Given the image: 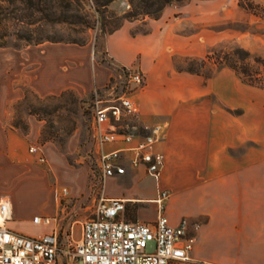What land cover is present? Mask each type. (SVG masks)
Returning <instances> with one entry per match:
<instances>
[{
    "label": "crops",
    "instance_id": "0c3cea01",
    "mask_svg": "<svg viewBox=\"0 0 264 264\" xmlns=\"http://www.w3.org/2000/svg\"><path fill=\"white\" fill-rule=\"evenodd\" d=\"M143 25L147 32H136ZM216 42L181 34L174 21L162 16L124 20L105 37L108 62L91 64L88 44L55 42L39 59L42 64L31 85L40 94L68 88L87 94L118 76L122 67L141 69L145 80L135 95L138 122L165 125V135L155 146L164 154L165 163L156 179L142 164L133 167L122 159L126 172L105 179V197L125 200L126 220L152 222L161 212L155 200L159 191H170L162 212L172 224L186 217L189 234L195 238L189 258L170 264H264V85L244 82L228 65H219L207 77L177 70L173 62L174 55L203 57ZM58 46L64 47L62 54L47 53L48 47ZM44 75L46 88L37 85ZM12 102L0 95V182L29 166V158L35 154L29 152L27 142L36 141L39 135L38 125L31 126L34 134L31 130L26 135L9 125ZM114 146L108 144L106 149ZM93 154L96 158L95 150ZM69 169L79 174L81 187L87 171ZM141 172L155 179V195L137 194L136 179ZM1 189L0 197L11 199L12 229L37 235L55 228L48 224L40 233L28 231L15 221L12 198ZM59 202L54 197L50 214L56 212ZM145 202L155 206L148 211Z\"/></svg>",
    "mask_w": 264,
    "mask_h": 264
},
{
    "label": "rangeland",
    "instance_id": "374dc122",
    "mask_svg": "<svg viewBox=\"0 0 264 264\" xmlns=\"http://www.w3.org/2000/svg\"><path fill=\"white\" fill-rule=\"evenodd\" d=\"M246 1H250L255 7L247 9L239 5L238 0H186L168 5L161 16L162 19L174 21L181 34L195 35L200 40L204 37L217 39L210 52L228 54V59L232 62H240L233 53V48H245L250 52L249 61L252 67H256L258 64L254 57L260 56L264 59V0H243ZM79 4V11L88 23L84 20L46 23L38 32L53 38L85 40V44L90 47L91 64L108 62L104 40L110 33L101 30L103 20L92 0H80ZM128 7L127 0L112 1L105 9L107 26L114 24V18H111L113 15H122ZM145 18L152 19L147 16ZM150 26L154 27L152 23ZM136 32H147V26L143 25ZM13 42L22 46L15 47ZM7 43V46L0 47V95L13 101L9 108V125L18 124V127H12L25 135L31 130V134H34L35 128L31 129V126L38 125L40 128L37 140L28 141L27 146L41 145L46 161L41 163L31 155L29 166L20 168L0 182L1 190L12 198L15 221H19L28 231L36 233L49 226L34 223L33 217L50 214L54 197L58 196L60 202L56 212L50 214L56 216L57 220L51 222L50 226L59 230L61 241L68 238L77 241L81 234V221L95 215L99 190V183L95 179L98 171L90 132L94 91L103 89L109 82L117 81L119 86L123 85L127 67L120 68L118 76H112L105 85L87 94H81L73 88L40 94L31 85V81L38 77L37 69L42 64L39 59L45 55L46 47L53 46L55 42L45 41L36 46L27 44L21 37L9 36ZM47 49V53L52 55L65 51L61 46ZM178 65L182 67L186 64L179 60ZM47 84L45 75L43 81L39 80L37 83L42 88H46ZM23 126L27 127L26 131ZM42 130L50 137L49 140L43 141ZM69 167L87 171L81 187L79 174ZM133 183L135 185V181ZM136 184L137 194L148 197L156 194L154 178L144 176L141 172ZM62 187H67L69 193L60 198L58 192ZM144 206L150 211L155 204L145 202ZM148 248H152V243Z\"/></svg>",
    "mask_w": 264,
    "mask_h": 264
},
{
    "label": "built area",
    "instance_id": "2783aa9c",
    "mask_svg": "<svg viewBox=\"0 0 264 264\" xmlns=\"http://www.w3.org/2000/svg\"><path fill=\"white\" fill-rule=\"evenodd\" d=\"M144 78L138 67H127L123 85L109 82L103 89L94 91L90 132L97 155L95 179L99 190L95 215L81 221L79 239L61 241L57 228L37 235L12 229L11 199L3 195L0 197V264H170L189 258L195 238L189 234L188 219L183 217L178 224H172L162 212L169 190L159 191L155 200L161 212L152 222L126 220L125 200L104 195L105 179L126 172L122 159L133 167L142 164L156 179L161 175L165 156L155 146L165 135V125L147 126L138 122L135 95L143 88ZM108 144L115 146L107 150ZM28 149L37 161H46L41 145L31 144ZM68 193L67 187L58 192L60 198ZM55 220L56 216L33 217V222L47 225Z\"/></svg>",
    "mask_w": 264,
    "mask_h": 264
},
{
    "label": "trees",
    "instance_id": "16d2710c",
    "mask_svg": "<svg viewBox=\"0 0 264 264\" xmlns=\"http://www.w3.org/2000/svg\"><path fill=\"white\" fill-rule=\"evenodd\" d=\"M80 0H0V47L7 46L9 36L21 37L27 44H40L45 41L65 42L83 45L85 40L53 38L45 36L38 29L43 28L46 23L59 22H86L83 13L78 7ZM114 0H92L94 8L97 10L103 20L101 30L104 33H112L119 29L123 20H135L150 17L158 19L164 9L172 3H182L186 0H127L129 7L122 15H113L114 24L107 26V17L105 9ZM239 5L253 9L255 6L250 1L243 2L238 0ZM37 30V32H36ZM15 47H21L13 42ZM233 53L239 58L240 62H232L228 59V54L218 55L215 52H209L203 57L191 55H174L173 62L177 70H185L191 73H198L204 76H211L220 64H226L232 67L248 84L263 86L264 59L255 56L254 61L258 64L252 67L249 61L250 52L241 46L233 48ZM179 60L186 65L179 66ZM214 65V66H213ZM11 126L18 127V124L11 123ZM26 131L27 127H22ZM43 141L50 137L41 131Z\"/></svg>",
    "mask_w": 264,
    "mask_h": 264
}]
</instances>
